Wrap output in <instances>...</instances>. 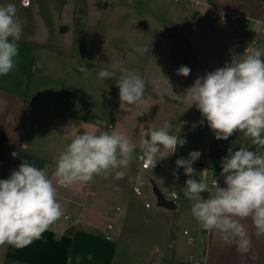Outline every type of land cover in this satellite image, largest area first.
<instances>
[{
    "label": "rangeland",
    "instance_id": "374dc122",
    "mask_svg": "<svg viewBox=\"0 0 264 264\" xmlns=\"http://www.w3.org/2000/svg\"><path fill=\"white\" fill-rule=\"evenodd\" d=\"M219 1L221 5L209 0L201 4L194 0H31L28 11L21 0H0V5H16L23 26L25 40L17 42L16 68L0 76V89L27 98L26 151L39 157L50 152L57 157L72 135L85 128L115 129L139 145L150 123L160 127L165 121L173 125L172 134L186 140L183 147L178 146L175 160L159 162L151 170H140L135 156L124 169L122 180H116L113 172L88 184L57 186V199L63 208L75 215L84 202L85 215L92 220L87 224L91 237L86 235L82 240L83 264H177L163 261V256L172 255V247H178L183 258L194 247L198 253L200 238H191L195 229L191 202L180 203L175 211L159 206L154 183L170 199L171 192L181 189L177 159L199 151L200 158L194 162L197 174L204 167L221 170L222 158L245 143L241 133L217 140L195 105L190 106L186 93L198 77L242 55L243 46L255 34L249 18H264V4L256 0ZM81 8L86 21L78 23ZM232 14L236 18L232 19ZM257 36L259 41L253 47L264 50V34L259 31ZM144 47L150 49L147 54L137 51ZM181 66L191 69L189 76L177 74ZM104 68L114 76L100 79L98 72ZM133 71L146 85L148 103L140 106L144 115L139 116L121 108L116 84L122 74ZM160 96L164 103H160ZM247 142L251 146V141ZM21 157L20 164L30 161L27 154L21 153ZM211 170V176L215 175ZM52 179L55 183L54 176ZM135 186L141 188V194L135 192ZM88 189L95 193L86 195ZM75 191L80 194L75 195ZM64 196L77 201L71 205L74 209L67 207ZM113 214L118 219L113 239L107 240L102 230ZM175 236L173 246L169 240ZM92 253L94 257L89 258ZM156 254L158 260L153 262Z\"/></svg>",
    "mask_w": 264,
    "mask_h": 264
},
{
    "label": "clouds",
    "instance_id": "9594fccd",
    "mask_svg": "<svg viewBox=\"0 0 264 264\" xmlns=\"http://www.w3.org/2000/svg\"><path fill=\"white\" fill-rule=\"evenodd\" d=\"M22 35L16 5H0V76H7L16 68L17 42ZM137 51L147 54L150 49ZM190 72L187 66L177 69V74L184 77ZM113 76L106 68L98 72L102 80ZM116 84L121 108L136 116L144 115L139 109L148 101L145 81L139 73H124ZM186 93L190 106L195 105L217 140H228L241 133L245 143L222 158L224 187L215 179L210 187L206 179L195 178L192 165L200 158L199 151L177 159V169L183 168L188 177L182 188L183 196L191 202V215L202 229L216 232L223 243L235 244L239 252H247L251 240L244 221L250 219L255 234L264 236V50L247 48L225 66L198 77ZM160 103H164L163 96ZM172 127L168 121L160 127L150 123L139 145L115 129L85 128L82 133L72 135L56 157L55 183L44 169L22 161L9 178L0 179V246L27 247L64 215L57 199V186L88 184L97 176L107 177L113 172L116 180H122L137 147L145 167L151 169L174 155L186 140L172 134ZM173 175L179 178L178 172L174 171ZM203 193L209 195L205 198Z\"/></svg>",
    "mask_w": 264,
    "mask_h": 264
},
{
    "label": "crops",
    "instance_id": "0c3cea01",
    "mask_svg": "<svg viewBox=\"0 0 264 264\" xmlns=\"http://www.w3.org/2000/svg\"><path fill=\"white\" fill-rule=\"evenodd\" d=\"M209 1L214 5H221L219 0ZM248 1L253 2L254 0ZM256 1L264 4V0ZM234 2L232 1L231 3ZM28 120V103L25 95L15 91L0 89V179L9 178L11 172L18 169L22 160L21 153L22 155H28L30 163H34L35 166L44 169L50 177L53 176L56 160L54 154L52 155L48 152L43 157H39L34 153L26 151L25 131ZM204 169L208 170V178L206 181L210 187L213 184L214 176L219 178L218 183L221 187L225 186L224 177L216 174H221L222 169L213 171L210 168L204 167L203 171ZM210 170L215 175L211 176L209 173ZM195 178L205 179L203 172L201 174L195 173ZM130 179L132 180V177ZM94 193V190L89 189L85 192L86 195ZM79 194L80 192L75 191V195ZM202 195L206 198L209 193H203ZM64 199L67 207L74 209L71 205L77 203V201L66 196H64ZM80 204L82 208L78 209L76 214L73 215L75 219H79L77 224L71 225L70 223L62 221L57 227L51 226L40 239L35 240L27 247L15 248L11 245L0 246V252L3 251L2 264H83L82 249H84V245L82 244V240L86 235L89 238L91 237V234L87 233L89 230L87 224L90 221L92 222V220L85 215L83 209L84 202ZM63 210L71 213L67 208H63ZM244 223L248 228V234L251 240V247L247 252H239L235 244L223 243L216 232H209L202 229L198 222L193 219L192 224L195 227L194 230H197V237L200 238L201 242V245L198 246V253H196L197 249L194 247L189 255L183 258V256H179V248L172 247V255L170 256L169 253L166 254L163 256V261L168 262L172 260L178 263L185 262L189 264H264V236L258 237L255 234V228L250 219L244 221ZM103 227L105 228V224ZM193 231L192 238H197L193 237ZM176 239L177 237L175 236L172 240L173 246L175 245ZM156 250L158 251V248ZM93 257V253L89 255V258ZM158 257L159 254H156L153 257V262L155 260L157 261Z\"/></svg>",
    "mask_w": 264,
    "mask_h": 264
},
{
    "label": "built area",
    "instance_id": "2783aa9c",
    "mask_svg": "<svg viewBox=\"0 0 264 264\" xmlns=\"http://www.w3.org/2000/svg\"><path fill=\"white\" fill-rule=\"evenodd\" d=\"M194 2L196 4H201V3H203V0H194ZM21 4L23 6H29L31 4V0H21ZM215 16H216V14H213V17H215ZM231 18L232 19L236 18V15L232 14ZM249 19H250V23L252 24L251 27L254 29L255 34L251 37L250 42L247 45L243 46L244 52H245V50L247 48L253 47L254 45H257V43L259 41V36H257V34H258L259 31H260L261 34H264V18H249ZM191 22L193 24H196L195 19H192ZM239 45L242 46L241 44H239ZM140 155H142L140 153V151H137L136 152V156H137V162H138L139 169L140 170H151L150 167H145V163L146 162L144 160L140 159ZM169 159L175 160L176 159L175 158V154L171 155L168 159H164V160H161L159 162L168 163ZM192 166H193L194 169H196V165L195 164H193ZM203 177L205 179L208 178V170L207 169H204ZM186 179H188V177L184 174V169L181 168V187H180L181 189L178 190V191H173L170 194V199L174 200L178 205L180 203H182V202L187 201V199L183 196V189H182L185 186ZM214 179L217 180V181L219 180V178L217 176H214L213 181H214ZM132 180H133V178H132ZM134 190H135V192L137 194H141L142 193L141 188L139 186H135ZM146 206L150 207L151 204L149 202H147ZM116 209L119 211V210H121V207L118 206ZM117 219H118L117 214H113L111 216L110 222H108L106 224V226H105V228L103 230L104 237L107 240H112L113 239V230H114L115 222L117 221ZM62 221L70 223L71 225H75V224H77L79 222V219H75L71 213H69L68 211L64 210V215L58 221H56L52 226L53 227H57V225L60 224ZM184 233L185 234H189V231L185 230Z\"/></svg>",
    "mask_w": 264,
    "mask_h": 264
},
{
    "label": "water",
    "instance_id": "95a60500",
    "mask_svg": "<svg viewBox=\"0 0 264 264\" xmlns=\"http://www.w3.org/2000/svg\"><path fill=\"white\" fill-rule=\"evenodd\" d=\"M85 21H86V17H85L83 9L81 8V10L79 11L76 17V22L83 23ZM77 67L81 69L78 63H77ZM200 124L202 125L203 122H200ZM154 193L157 196V204L159 206L164 207L165 209H168L171 211H175L178 208V204L172 199H167L156 183H154ZM193 237H197V230L193 231ZM169 243L170 244L172 243L171 239L169 240Z\"/></svg>",
    "mask_w": 264,
    "mask_h": 264
},
{
    "label": "trees",
    "instance_id": "16d2710c",
    "mask_svg": "<svg viewBox=\"0 0 264 264\" xmlns=\"http://www.w3.org/2000/svg\"><path fill=\"white\" fill-rule=\"evenodd\" d=\"M35 1H37V0H35ZM41 1H43V0H39V2H41ZM24 8H25L26 10H28V11L30 10V8H29L28 6H24ZM52 32H53V30H52ZM22 39L25 40V38H23V37H22ZM167 263H168V262H167ZM177 264H189V263H185V262H179V263H178V262H177Z\"/></svg>",
    "mask_w": 264,
    "mask_h": 264
}]
</instances>
